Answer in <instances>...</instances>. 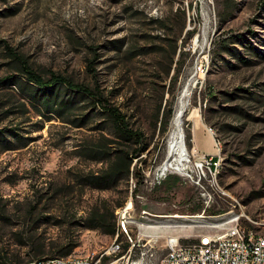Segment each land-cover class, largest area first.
<instances>
[{"label":"rangeland","instance_id":"374dc122","mask_svg":"<svg viewBox=\"0 0 264 264\" xmlns=\"http://www.w3.org/2000/svg\"><path fill=\"white\" fill-rule=\"evenodd\" d=\"M223 42L234 53L219 52ZM5 46L45 75L85 84L93 83L87 64L95 57L101 88L145 136L147 149L135 165L140 174L111 190L86 184L88 173L104 166L98 160L103 156L87 147L109 135L108 128H96L109 120L101 115L82 127L45 120L18 86L8 84L19 71ZM0 79V254L29 261L39 258L32 242H42L44 256H58L57 248L71 238L78 246L60 257L100 255L114 235L88 227L90 212L112 208L117 220L130 200L135 218L147 214L150 221L151 214L158 223L178 224L156 231L153 264L166 252L165 235H181L185 242L184 235L192 238L203 229L204 220L193 215L210 218L235 204V212L245 208L261 217L264 0H0ZM190 79L194 87L183 122L188 159L194 146L205 153L196 146V133L208 136L210 154L217 140L222 162L213 181L198 183L190 171L186 177L162 166L175 102ZM83 113L78 108L70 119ZM157 174L165 175L159 183ZM132 229V237L149 233ZM125 244L103 264L138 261L142 242L131 251Z\"/></svg>","mask_w":264,"mask_h":264},{"label":"trees","instance_id":"16d2710c","mask_svg":"<svg viewBox=\"0 0 264 264\" xmlns=\"http://www.w3.org/2000/svg\"><path fill=\"white\" fill-rule=\"evenodd\" d=\"M191 33L189 32V35ZM241 42L244 43V40ZM5 47L11 62L19 71L18 74H12L8 84L18 86L29 105L44 116L45 120L50 121L55 118L71 122L76 127L85 126L101 115L109 120L107 126L100 125L101 123L96 126L100 129L108 128L109 135L101 134L98 141L87 147V150L92 154L100 153L103 156L98 160L103 161L104 166L96 172L88 173L86 184L100 190H111L118 182L128 180L134 174H140L135 165L142 160L140 156L147 149L145 136L140 130L130 127L125 114L113 104L109 93L101 88L96 70L93 67L95 57L90 59L87 64V70L91 73L93 83L85 84L75 82L69 77L54 72L45 75L33 68L25 57L16 53L12 48ZM217 47L220 48L218 49L219 52L222 48L228 52L233 50L228 47L226 42H223L222 45L219 43ZM176 74L177 72H175ZM2 82L4 81L0 79V85ZM78 108L84 109V113L70 119L74 110ZM169 112H171L170 109ZM163 117L165 120L167 119L166 114ZM2 132L3 130L0 129V134ZM111 135L116 140L111 138ZM135 159L136 163L131 169ZM124 201L125 199L120 201L117 207L123 205ZM89 217L91 222L87 224L88 227L99 228L111 235L115 234L116 217L112 208L98 207L90 212ZM77 246L78 242L70 238L67 243L57 248L56 253L60 256H66ZM127 246L128 244H125L124 248ZM31 248L39 255V258L44 256V243L32 242ZM108 259L106 258L103 263ZM25 262L23 259L16 260L14 255L0 254V264H23Z\"/></svg>","mask_w":264,"mask_h":264},{"label":"built area","instance_id":"2783aa9c","mask_svg":"<svg viewBox=\"0 0 264 264\" xmlns=\"http://www.w3.org/2000/svg\"><path fill=\"white\" fill-rule=\"evenodd\" d=\"M207 130L211 134V129L207 127ZM217 144L218 141L213 140L215 150L213 154L199 153L195 146L191 149V157L188 159L190 167L186 171L188 175L189 171L193 173L198 183L206 178L213 181L215 167L218 158L221 157V152L217 151ZM163 176L165 175L157 174L156 183H159ZM193 216H200V219L205 220L200 224L203 225V232H196L192 238L184 235L185 242H181V235H165L163 248L166 252L159 264H264V221H257V212L247 213L245 208L242 212H235L233 204L230 210L210 218L203 214ZM193 216L185 218L192 220ZM154 217L157 216L150 214V221H140L127 213L122 220H116V232L109 245L111 254H98L95 257L72 254L69 259L43 256L23 264H103L106 258L120 253L118 243L122 242L128 244V251L140 242L145 247L140 252L138 261L130 264H153L151 258L157 250L155 243L158 240L156 231L160 228L149 226L148 236L136 233L132 237L131 232L134 224L162 225L158 224V218ZM215 224H222V231H215ZM253 224H260V231H253ZM120 235L123 236V240L119 239Z\"/></svg>","mask_w":264,"mask_h":264},{"label":"bare ground","instance_id":"6f19581e","mask_svg":"<svg viewBox=\"0 0 264 264\" xmlns=\"http://www.w3.org/2000/svg\"><path fill=\"white\" fill-rule=\"evenodd\" d=\"M194 87V80L190 79L186 81V83L180 89L176 102L175 108L173 112V116L171 118L170 127L167 132L166 142H165V158L163 160V167L164 169L171 170L176 172L182 176L188 177L186 169H188V149L186 146L185 141V133H184V117L187 112V109L190 106V100L192 97V89ZM212 132V131H211ZM218 148V147H217ZM219 152V149H218ZM221 157L218 158V162L215 167V174H213V178L215 179L216 176L220 172L221 168ZM132 206V200H130L123 208H120L117 211V220H122L125 214L129 213ZM132 216V215H131ZM176 218H181V216H173ZM149 216L144 214L140 216L139 220L142 221H149ZM259 218V217H258ZM201 222L203 221L200 219ZM257 221H264V211L262 215ZM205 220L203 221V223ZM162 225H143V224H134L136 228L142 230L144 232L149 231L150 227H166V226H176L178 224L175 223H158ZM202 224V223H201ZM203 228V225H202ZM215 231H222V224H215ZM253 231H260V224H253ZM203 232V229L200 231ZM141 235V234H139ZM141 236H148V234L141 235ZM121 247L120 243H118V252H120ZM111 254V246H109L106 250H104L100 255H108ZM70 256L61 257V259H69Z\"/></svg>","mask_w":264,"mask_h":264},{"label":"crops","instance_id":"0c3cea01","mask_svg":"<svg viewBox=\"0 0 264 264\" xmlns=\"http://www.w3.org/2000/svg\"><path fill=\"white\" fill-rule=\"evenodd\" d=\"M207 136V135H206ZM204 134H197L196 133V146L199 150L205 153H210L209 147H208V136L206 137Z\"/></svg>","mask_w":264,"mask_h":264}]
</instances>
